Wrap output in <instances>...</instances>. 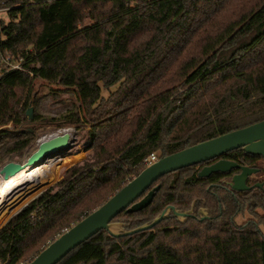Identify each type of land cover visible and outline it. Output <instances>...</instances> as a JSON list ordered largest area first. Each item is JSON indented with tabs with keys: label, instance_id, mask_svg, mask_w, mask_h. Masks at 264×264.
<instances>
[{
	"label": "trees",
	"instance_id": "16d2710c",
	"mask_svg": "<svg viewBox=\"0 0 264 264\" xmlns=\"http://www.w3.org/2000/svg\"><path fill=\"white\" fill-rule=\"evenodd\" d=\"M0 7L7 8L0 167L36 139L30 129L3 127L28 119L14 101L31 78L75 88L82 108L65 113L63 125L93 124L87 158L0 229V264H27L137 176L152 153L164 157L264 119V0H0ZM8 52L22 68H9ZM225 157L260 166L261 156L242 148ZM203 167L166 173L148 189L161 185L147 207L114 220L132 229L169 204L181 211L195 204L196 217L182 222L172 212L123 236L101 229L57 264H264V190L236 191L228 172L201 177ZM204 208L209 217L201 220ZM246 211L253 217L238 223Z\"/></svg>",
	"mask_w": 264,
	"mask_h": 264
},
{
	"label": "water",
	"instance_id": "95a60500",
	"mask_svg": "<svg viewBox=\"0 0 264 264\" xmlns=\"http://www.w3.org/2000/svg\"><path fill=\"white\" fill-rule=\"evenodd\" d=\"M32 110V107H30L27 111L30 117L32 116ZM71 136L72 133L70 131L64 130L61 134L44 138L39 142L38 147L25 163L7 162L0 169L1 173L4 174L5 178H8L31 164L48 160L50 157L69 151L73 146ZM236 148H242L248 153L264 157V119L158 158L112 195L105 203L56 237L27 264H57L76 246L92 237L101 229L108 230L114 236H123L153 228L172 212L182 222H185L189 217H196L194 213L195 204L187 211H181L175 205L169 204L153 221L132 229H127L128 224L124 221L114 220L123 210L134 212L147 207L153 201L161 185L158 184L149 191L148 189L166 173L214 159ZM235 168H240L241 171L235 173L229 182L233 189L246 191L255 186L261 187L263 185L262 183L255 185L247 183L249 176L259 172L260 169L258 167L241 165L237 161L225 158L204 166L200 170L199 175L206 177L214 172L225 173ZM146 191L148 192L145 193ZM144 193L145 195H143ZM201 213L203 214L200 218L201 220H206L209 217L205 208L202 209Z\"/></svg>",
	"mask_w": 264,
	"mask_h": 264
},
{
	"label": "rangeland",
	"instance_id": "374dc122",
	"mask_svg": "<svg viewBox=\"0 0 264 264\" xmlns=\"http://www.w3.org/2000/svg\"><path fill=\"white\" fill-rule=\"evenodd\" d=\"M6 15V12L1 14L4 18ZM112 89L115 90L116 86ZM17 91L18 95L14 101L15 113L24 114L28 119L23 120V124L10 123L3 127L15 130L17 133H23L24 129H30L35 133L36 139L23 151L14 153L15 156L12 161L25 163L28 157L36 150L39 142L43 138L53 134H61L64 130H69L72 133L71 139L73 146L69 151L50 157L48 160H44L36 166L29 168V170H31L29 171V176L33 174L29 178L31 179V182L34 181L37 171L42 172V179L38 185L39 187L41 186L39 188L40 190L36 194H34L35 192L31 193L29 196L33 195L26 200L27 202L25 201L23 203V201H19L13 205L14 208H16L13 212L9 211L11 209H0L2 210L0 211V229L13 215L19 212L24 206L35 199L47 188L65 177L73 165L83 161L87 158L89 153H91V150H88V145L92 139L93 124L85 120L79 125L75 123L63 125L65 123V113L80 111L82 108L78 94L74 87H65L59 83H52L42 78H31V81L26 87H17ZM105 96L109 97L108 91H105ZM30 107L33 109L32 119H30L31 117L27 114ZM37 116L42 118L35 120V117ZM65 166L66 169L63 175L60 176L62 169ZM2 167L3 166H1L0 169ZM255 177L264 179V174H256ZM4 179L5 176L0 171V185ZM25 187V184L22 185L19 192H21ZM16 194L17 193L14 195ZM11 196L12 195L8 197V199H10L9 201L7 200V202L12 200ZM258 211L264 212L263 209H258ZM251 217H253V215L246 211L245 213L237 216L236 220L238 223L242 224ZM119 221H123V219ZM262 229L264 230L263 226Z\"/></svg>",
	"mask_w": 264,
	"mask_h": 264
},
{
	"label": "bare ground",
	"instance_id": "6f19581e",
	"mask_svg": "<svg viewBox=\"0 0 264 264\" xmlns=\"http://www.w3.org/2000/svg\"><path fill=\"white\" fill-rule=\"evenodd\" d=\"M53 135H55V134H53ZM53 135H49L47 137H51ZM47 137H45V138H47ZM42 161H44V160H42ZM42 161H39L38 163H40ZM38 163L31 164V165L27 166L26 168L22 169L21 171H19L17 174L4 179V181L0 185V209H11L9 211L13 212L16 209V208H14L13 205L18 203L19 201H23V203H24L28 198H30L33 195L32 194L31 196H29L31 193L35 192L34 194H36L40 190L39 188L41 186L39 187L38 185L42 179V175H43V174H41L42 172H40V171L36 172V177L34 178V181L31 182V179H29L33 175L32 174L29 176V173H30L29 171H31V170H29V168L36 166ZM24 184L26 187L24 189H22L21 192H19V190H21L20 187ZM15 193H17V194L14 195ZM10 195H12L11 196L12 200L10 202H7V200L9 201V199H10V198L8 199V197ZM0 211H2V210H0Z\"/></svg>",
	"mask_w": 264,
	"mask_h": 264
},
{
	"label": "flooded vegetation",
	"instance_id": "af4514ba",
	"mask_svg": "<svg viewBox=\"0 0 264 264\" xmlns=\"http://www.w3.org/2000/svg\"><path fill=\"white\" fill-rule=\"evenodd\" d=\"M225 154H226V153H224L223 155H221V156H219V157H216V158H214V159H211V160H207V161L201 162V163H199V164H200V165L203 164V166H206V165H210V164H212V163H214V162H216V161H218V160H220V159H223V158L228 159V158L225 157ZM260 156H261V155H260ZM230 160H231V159H230ZM233 161H235V160H233ZM263 161H264V157L261 156V158H260V162H259L260 166H258L257 164H255V165H253V166H250V167H258L260 170H259V172H257V173H255V174L249 176V178H248V180H247V183H248L249 185H255V184H257V183H262L263 185H262L260 188L264 190V179H259L258 177H255L256 174H259V175H260V174H264V170L261 171V167L264 168ZM239 164H240V163H239ZM241 165H243V164H241ZM248 166H249V165H248ZM235 169H237V171H234V169H233L232 171H230V172H228V173H225L224 180L227 181L228 184H229V182L232 180L233 175H234L235 173L241 171L240 168H235ZM229 185H230V184H229ZM256 187H259V186H256ZM232 189H233V188H232ZM234 190H235V189H234ZM236 191H237V190H236ZM201 212H202V210H201ZM201 212H200V213H201ZM201 214H202V213H201ZM202 215H203V214H202Z\"/></svg>",
	"mask_w": 264,
	"mask_h": 264
},
{
	"label": "built area",
	"instance_id": "2783aa9c",
	"mask_svg": "<svg viewBox=\"0 0 264 264\" xmlns=\"http://www.w3.org/2000/svg\"><path fill=\"white\" fill-rule=\"evenodd\" d=\"M7 8L0 7V14L5 13ZM5 61L9 64L10 69H19L22 68V58L18 59L16 62L12 61L11 54L8 52L6 53ZM158 159L157 153H152L149 157L145 159V162L150 165L154 161Z\"/></svg>",
	"mask_w": 264,
	"mask_h": 264
}]
</instances>
